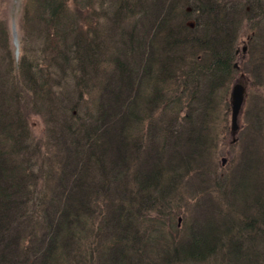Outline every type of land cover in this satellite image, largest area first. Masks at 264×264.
<instances>
[{"label":"trees","instance_id":"trees-1","mask_svg":"<svg viewBox=\"0 0 264 264\" xmlns=\"http://www.w3.org/2000/svg\"><path fill=\"white\" fill-rule=\"evenodd\" d=\"M13 5L0 0V264H264V153L258 170L250 163L259 150L244 145L252 189L224 200L222 177L200 221L188 194L192 177L203 182L211 170L205 139L192 142L187 116L143 129L152 121L135 108L162 101L174 63L188 98L201 84L204 99L222 87L226 96L238 71V4L23 0L17 57ZM153 83V93L142 90ZM124 113L142 132L110 130ZM200 133L213 138L209 127Z\"/></svg>","mask_w":264,"mask_h":264},{"label":"rangeland","instance_id":"rangeland-1","mask_svg":"<svg viewBox=\"0 0 264 264\" xmlns=\"http://www.w3.org/2000/svg\"><path fill=\"white\" fill-rule=\"evenodd\" d=\"M10 1L14 4L13 7L10 8L16 12V20L14 17L8 19L14 42L20 27L19 17L23 0ZM234 2L238 4V14L240 17L243 15L242 19H244V24L237 32L238 43L236 48L239 49V53L234 54V60L238 63V71L232 83L240 81L246 88L245 99L238 115V127L236 131L233 132L231 128L232 109L230 90L232 83L228 86L229 89L226 96L223 90L226 87H222L217 90L215 89L208 99H204V97L200 96L203 92V84H201L197 87L195 95L193 94L188 98L186 89L179 84L180 79L176 76L178 73L177 63L168 66L173 70L172 73L174 76L167 75L168 77L165 78L166 80L160 81L161 85L166 88V92L162 96V101L160 102L159 98H157L159 101H155L153 104L149 101H142L138 102L135 106L138 114L142 116L147 123L152 121L148 126L143 127V129L150 127L149 125L155 121H161L162 124L168 119H173V121L176 122V120H183V118L187 116L188 121L186 122L190 123V138H192V142L198 143L199 145L201 144L200 141H202L201 137L205 139L208 154L207 162L208 165L209 163L211 164V170L207 169L208 174L203 182L192 177L193 186L188 194L189 196L193 195L191 200V202H194L192 211L194 216L200 221L203 220L204 216L212 213L213 197L215 201H217V198L214 196V192L217 191L216 184L218 181L219 187L225 184L224 180H221L222 177L226 176L230 178L227 183V192L223 194L224 200H226L227 197L233 196L234 189L237 190V194L242 198H244V188H250L249 190L252 189L254 182H252L251 185H244L249 181L245 157L244 162H242L243 152L245 153L246 151L245 144L248 143L253 146V148L259 150H255L257 154H252L253 161L250 164H255L254 160H256L258 170L259 166L263 164V158L261 155H258V153H264V61L261 64H254V56L261 57L264 55V0H234ZM147 4L149 3L147 2ZM17 44L18 41H16V45ZM244 45H246L245 56ZM96 64L92 65L90 68L95 69ZM245 65L248 67V70ZM150 68L154 69L153 66H150ZM251 71H254V75L251 74ZM255 75H258L259 79H257ZM253 77H255V83L249 85L250 79H253ZM153 86L154 83L150 86L142 87V90L147 94H151L153 93ZM135 88L136 86H134V91ZM135 94H137L136 91ZM53 101L55 103L57 102L52 96V100L47 103L46 106V109H50L52 112L55 111L54 105L52 104ZM133 101V96L128 97L123 103L124 107L122 109L125 110L126 106H131ZM97 103L98 98L96 96L94 100L89 101L88 109L95 111L94 105ZM82 111H86V109L84 108ZM125 116L129 117L133 115L124 113L114 118L112 117L113 119L109 123L110 130L114 131V133L123 131L121 133L124 134L127 132H142V127H135V130L132 131L129 125L131 120L129 118L123 119ZM174 116H176V120L172 118ZM30 122L34 130L41 134L43 130L42 119L37 115H31ZM112 124H114V127H112ZM205 124H208V126H203ZM206 127H209L210 131L213 133L212 139L210 135L207 134V136H203V134L200 133V130ZM256 156L257 158H255ZM212 174H214V176ZM231 180L235 182L238 181V185L230 183ZM209 192H211L212 195H206V193ZM182 216L184 215L182 214ZM179 224L184 227L189 226L187 222L184 223L181 222V220ZM239 227L240 228L234 230L237 232L244 230L243 225H239ZM212 229V232L215 233V227H212ZM229 231L232 233L231 229H229Z\"/></svg>","mask_w":264,"mask_h":264},{"label":"water","instance_id":"water-1","mask_svg":"<svg viewBox=\"0 0 264 264\" xmlns=\"http://www.w3.org/2000/svg\"><path fill=\"white\" fill-rule=\"evenodd\" d=\"M244 87L241 83H235L231 90V128L235 132L238 127V114L244 98Z\"/></svg>","mask_w":264,"mask_h":264}]
</instances>
